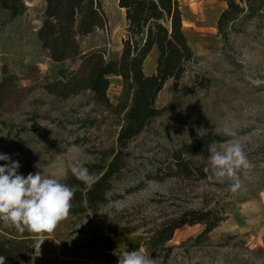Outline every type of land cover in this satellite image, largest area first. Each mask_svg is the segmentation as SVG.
Listing matches in <instances>:
<instances>
[{
    "label": "rangeland",
    "instance_id": "1",
    "mask_svg": "<svg viewBox=\"0 0 264 264\" xmlns=\"http://www.w3.org/2000/svg\"><path fill=\"white\" fill-rule=\"evenodd\" d=\"M179 2L184 31L196 59L188 64L179 82L181 92L174 93L169 80L159 93L157 108L173 106L131 141L130 166L98 214L108 223L111 219L122 225L121 231L137 230L119 234L118 253L106 258L88 248V238L81 233L85 227L91 232L97 228L96 220L88 213H69L46 236L40 255L34 252L27 264H119L124 252L144 246L146 232L173 215L175 209L205 206L218 210L225 220L201 243L195 239L203 232V225L183 226L168 243V251L161 257L150 256L156 264H264V9L260 18L244 24V32L233 35L226 44L216 28L226 0ZM25 4L27 11L18 18L11 19L7 12L0 14V81L6 71L16 76L18 86L24 89L9 98L0 112V154L19 162L18 175L26 178L40 172L65 183L72 175L71 164L88 169L116 147L119 120L111 110L95 103L89 92L60 100L45 91L43 86L58 78L60 66L49 58L37 38L44 0H25ZM103 9L108 27L82 38L81 49L117 59L126 36L125 13L118 0H103ZM148 57L151 60L144 71L151 75L157 51ZM65 67L75 65L67 62ZM109 80L108 97L117 105L122 80L115 75ZM204 135L224 138L222 144L242 145L253 167L247 176L243 170L239 173L240 190L231 193L230 181L214 177L147 180L148 173L169 151ZM18 136L27 153L14 144ZM5 163L0 161L1 166ZM23 235H28L33 246L30 235Z\"/></svg>",
    "mask_w": 264,
    "mask_h": 264
},
{
    "label": "trees",
    "instance_id": "2",
    "mask_svg": "<svg viewBox=\"0 0 264 264\" xmlns=\"http://www.w3.org/2000/svg\"><path fill=\"white\" fill-rule=\"evenodd\" d=\"M44 2L37 38L42 49L60 68L58 78L46 83L43 88L60 100L89 92L95 103L111 110L119 120L116 147L101 155L99 163L88 166L89 173L94 175L93 183L86 185L73 175L64 183L74 191L69 213L74 216L88 213L97 222V228L92 232L86 227L81 230L83 236L88 238V248L96 255L109 258L118 253L116 239L119 234L132 232L137 227L121 231L122 225L111 219L108 223L98 216L99 211L109 202V194L115 183L123 179L130 166L131 141L173 106L157 108L159 93L169 80L173 81L172 91L181 92L179 82L188 64L195 61V53L184 31V13L179 0H118L119 8L125 13L126 36L117 59H107L105 53L100 51L84 53L81 49L82 38L108 27L103 0ZM226 3L216 28L218 37L228 44L233 35L244 32V24L263 15L264 0H226ZM26 11L25 0H0V14L7 12L11 19L24 15ZM154 49L157 51L155 73L147 75L144 64ZM67 62L75 67H65ZM112 75L122 80V93L117 105H113L108 97L109 77ZM17 81L16 76L3 72L0 112L9 98L24 90ZM224 141L217 135H204L181 143L164 155L146 178L157 182L172 178L181 181L206 180L211 174L205 172L209 165L208 145L215 142L219 146ZM13 142L22 153H27L19 136ZM224 220L225 217L218 210L207 206L199 209L178 207L173 215L146 232L148 236L143 245L150 256L161 257L170 249L168 243L183 226L203 225V232L195 239L201 243ZM28 238V235L11 231L0 222V256L5 257V264L31 262L35 250Z\"/></svg>",
    "mask_w": 264,
    "mask_h": 264
},
{
    "label": "clouds",
    "instance_id": "3",
    "mask_svg": "<svg viewBox=\"0 0 264 264\" xmlns=\"http://www.w3.org/2000/svg\"><path fill=\"white\" fill-rule=\"evenodd\" d=\"M209 165L205 172H210L219 181H230L228 191L236 193L242 188L239 173L245 176L253 165L247 159L239 142L208 145ZM0 222L6 228H13L19 234L27 232L33 240V249L40 255L41 246L48 234H51L68 215L74 191L68 185L54 177L42 176L40 172L28 174L25 178L18 175V161H12L6 154H0ZM72 175L86 185H91L94 175L88 169L75 163L70 165ZM0 264H5V257L0 256ZM119 264H156L150 258L146 248L126 251L119 257Z\"/></svg>",
    "mask_w": 264,
    "mask_h": 264
},
{
    "label": "bare ground",
    "instance_id": "4",
    "mask_svg": "<svg viewBox=\"0 0 264 264\" xmlns=\"http://www.w3.org/2000/svg\"><path fill=\"white\" fill-rule=\"evenodd\" d=\"M124 11V10H123ZM124 14V13H123ZM151 60V57H148L147 58V60L145 61V64L144 65H146L147 64V62H149ZM153 61V60H152ZM150 64V63H149ZM154 64V63H153Z\"/></svg>",
    "mask_w": 264,
    "mask_h": 264
},
{
    "label": "crops",
    "instance_id": "5",
    "mask_svg": "<svg viewBox=\"0 0 264 264\" xmlns=\"http://www.w3.org/2000/svg\"><path fill=\"white\" fill-rule=\"evenodd\" d=\"M153 51H156V49H154Z\"/></svg>",
    "mask_w": 264,
    "mask_h": 264
}]
</instances>
